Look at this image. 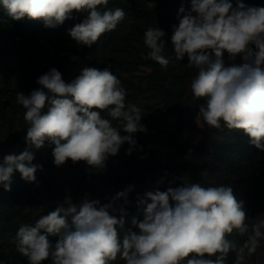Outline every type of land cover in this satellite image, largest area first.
Wrapping results in <instances>:
<instances>
[{
	"label": "clouds",
	"instance_id": "9594fccd",
	"mask_svg": "<svg viewBox=\"0 0 264 264\" xmlns=\"http://www.w3.org/2000/svg\"><path fill=\"white\" fill-rule=\"evenodd\" d=\"M109 0H2L8 17L43 21L55 28L72 18L73 11L87 17L68 34L80 45L91 47L100 37L117 29L125 19L121 8L101 11ZM179 25L173 26L171 42L175 60L187 56V69H195L190 90L205 102L199 116L213 129H239L249 143L264 152V7H249L241 0H191L190 10H178ZM165 32L148 27L144 59L167 70ZM227 52L225 66L222 59ZM242 63H235L237 57ZM41 87L29 95L17 93V103L26 110L27 147L8 154L0 163V185L10 191L11 177L18 171L27 182H35L42 165L33 164L35 151L47 142L54 145L56 166L71 160L85 161L103 171L106 161L129 144L137 145L135 133L147 131L141 123L143 109L127 100L122 81L108 67H83L70 83L56 68L38 77ZM104 113V115H102ZM113 122H116L115 125ZM121 132L127 133L122 135ZM159 183V182H158ZM134 185L101 205L99 200L70 198L54 211L31 224H22L15 236L16 251L28 264H226L230 251L235 264H243L245 253H256L264 241V218L249 220L244 203L237 201L227 185L183 186L147 192L138 204L142 220L133 217L132 228L124 229L125 205ZM123 200V204L119 201ZM150 201V202H149ZM137 229L138 231H134ZM247 235L238 246L233 233ZM50 237H58L53 244Z\"/></svg>",
	"mask_w": 264,
	"mask_h": 264
},
{
	"label": "rangeland",
	"instance_id": "374dc122",
	"mask_svg": "<svg viewBox=\"0 0 264 264\" xmlns=\"http://www.w3.org/2000/svg\"><path fill=\"white\" fill-rule=\"evenodd\" d=\"M121 1L148 13L127 11L125 25L117 39L100 41L98 45L91 47L78 44L70 37L68 31L64 36L49 35L43 42H39L37 38L42 31L27 36H16L0 27V163L5 155H19L27 147L25 137L28 125L24 120L26 110L17 103V93L29 95L32 90L40 88L36 82L38 77L52 68L60 71L63 80L70 83L80 75L83 67L102 70L108 67L122 81L128 93L127 100L143 109L141 123L147 128L144 133L133 134L137 145L131 155L126 154L130 145L125 143L116 156L106 161V168L103 171L90 167L85 161L74 164L68 160L65 164L56 166L52 154L55 146L47 142L41 149L34 150L33 164L46 165L48 181L46 183L44 178L36 175L35 182H28L33 183L28 192L9 191L13 200V213L10 221H5L0 230V264H28L27 259L18 253L15 247V236L22 224L34 226L41 215L54 211L66 198H70L73 203H79L85 198L99 200L101 205L108 203L111 197L122 190L119 183L127 176L131 166L140 171L146 167L145 170L148 171L169 164L164 175L160 176L153 187V192L157 190L164 192L169 187L176 188L183 186L184 182L193 181L186 154L206 143L209 126L203 122L199 111L193 112V106L187 101H184V108L180 109L176 105H170L169 89L158 88L157 85L160 83L158 63L148 59L150 62L145 65L135 64L137 55L144 57L148 52L143 39L148 27L168 31L163 37L165 55L172 60L175 52L169 33L172 32L173 26L179 25V8L183 6L190 10L191 0ZM230 2L235 6L237 0ZM241 2L246 6L256 7L250 0ZM87 15L86 12H75L70 28L81 23ZM129 42L133 43L134 47L130 54L125 55L121 48ZM222 59L225 66L233 63L229 60L227 52L223 53ZM126 60L130 61L129 65H126ZM234 62L239 64L243 61L238 56ZM192 75L194 77L195 69ZM188 99L195 102L201 100L202 104L205 102L204 98L197 99L193 94ZM113 123L115 125L116 122ZM6 193L8 194V190ZM128 196L130 197H127L126 212L136 200V192H130ZM119 203L123 204V200ZM133 217L142 220V212L137 211L125 216L124 229H118L121 235L123 231L132 228ZM57 239L58 237H50L53 244ZM229 239L234 240L238 246L243 244L240 238L236 239L235 232ZM235 262L236 253L230 251L226 264ZM247 262L264 264V241L253 255L248 256L245 253L243 264ZM113 264L124 262L118 258Z\"/></svg>",
	"mask_w": 264,
	"mask_h": 264
},
{
	"label": "trees",
	"instance_id": "16d2710c",
	"mask_svg": "<svg viewBox=\"0 0 264 264\" xmlns=\"http://www.w3.org/2000/svg\"><path fill=\"white\" fill-rule=\"evenodd\" d=\"M168 1L175 2L177 0ZM250 1L256 7H264V0ZM116 8H121L125 14L129 10L136 13H148L140 8L128 6V4L121 0H109L107 6L101 7V11H114ZM75 12L73 11L71 14L72 18L66 20L62 25L55 28H47L44 26L43 21L31 20L28 17H24L19 21L12 20L8 17L3 8L2 0H0V27L16 36H27L42 31L37 39L39 42H43L44 38L49 35L64 36L72 25ZM125 21L126 15L116 30L103 34L93 45H98L100 41L108 42L116 40L121 28L125 25ZM164 32L168 33V31ZM169 36H172V32L169 33ZM133 47L134 44L129 42V44L121 48V51H124L125 55L130 54ZM137 56L136 65H145L150 62L148 59H144V57H139L140 55ZM171 61L172 63L168 65L167 70H163L159 65L160 75H158V80L160 83H157L158 88L167 87L169 89L170 105H176L180 109L184 108V101H187V103L193 106V112H198L203 101L199 100L195 102L188 99V97L192 96L190 82L193 78V69L185 67V64L188 63L187 56L182 61L175 60L174 57ZM129 64L130 61L126 60V65ZM154 81L156 83L157 78ZM186 158L192 171L193 183H200L205 187L230 186L237 201L244 203L249 220L264 218V152L249 143V137L243 130H230L223 125L221 129L209 127L206 133V143L188 152ZM168 167L169 164H165L148 171L145 170L146 167L141 171L134 166L129 167L127 176H124V180L119 183L122 190L127 186L134 185L131 192H136V200L127 209V215L141 211L138 201L145 199L147 192H153V187L160 176L164 175L163 173ZM35 175L44 178V181L47 183L46 165H42V170L38 169ZM32 184L23 180L21 174L16 171L11 177L10 191L26 193ZM122 190H119L118 193L122 192ZM12 208L13 200L9 195V191L7 194L3 185H0V230L5 221H10L13 213ZM237 238H240L244 243L247 235L240 236L236 234ZM43 264H50V261H44Z\"/></svg>",
	"mask_w": 264,
	"mask_h": 264
}]
</instances>
